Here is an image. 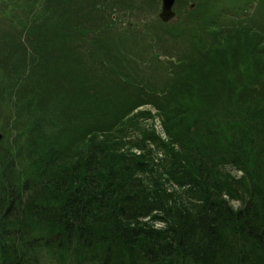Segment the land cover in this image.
Returning a JSON list of instances; mask_svg holds the SVG:
<instances>
[{
	"label": "trees",
	"instance_id": "16d2710c",
	"mask_svg": "<svg viewBox=\"0 0 264 264\" xmlns=\"http://www.w3.org/2000/svg\"><path fill=\"white\" fill-rule=\"evenodd\" d=\"M0 1V264H264V48L189 19L145 61L134 0Z\"/></svg>",
	"mask_w": 264,
	"mask_h": 264
},
{
	"label": "rangeland",
	"instance_id": "374dc122",
	"mask_svg": "<svg viewBox=\"0 0 264 264\" xmlns=\"http://www.w3.org/2000/svg\"><path fill=\"white\" fill-rule=\"evenodd\" d=\"M220 0H217V6H214V3L216 2L212 0H208V5L205 9H203L200 12V5L202 3V0H177V4L175 5L174 9L177 12V15L175 19L170 21L167 26H164L168 31L171 33H179L180 32V26L188 22V30H190L193 26L192 23H195V27L193 29L197 28V25L199 26H208L212 28V31L216 30L217 32L222 31L223 34L231 36L234 35L237 31L241 30L244 31V29H237L238 26L241 25L242 20H252L255 19L254 22H256V29L264 30V13L262 10L264 9V0L262 3V0H251V3H247V1H244V4L247 6L243 8L238 13L232 14L228 9L226 10L227 15L223 16H214L215 11L219 12L222 8V4L219 2ZM234 2L233 0H231ZM1 2V1H0ZM134 6L133 8H128L127 11L121 13L113 14L114 17V23H113V31L112 35L116 36L117 34L121 36L126 37H138L139 38V44H144L146 46V42H148L150 45H152V50H150L145 56L150 57L152 53L157 54V59L160 61L166 62L167 60H171L172 62L176 58H187L188 53H186V50L190 45H192L194 40L190 41L188 36V31L186 30L185 35L182 33L180 36H175L170 40V42L164 43L165 41L162 40L160 43H154L153 39L151 37H146L143 34H145V27L144 24L150 23L153 26H158V13L160 12L161 8V2L160 0H134L133 1ZM238 4V3H237ZM236 4V5H237ZM229 5H225L224 7L227 8ZM238 9H242V6L239 4L237 5ZM124 6H121V9H123ZM141 9V13L138 14L137 10ZM131 9H135L132 11H128ZM139 15V16H138ZM141 15V16H140ZM231 18V20H230ZM119 19V21H118ZM253 22V23H254ZM197 24V25H196ZM190 28V29H189ZM192 29V30H193ZM204 31L207 29L202 28ZM248 29V28H246ZM209 30V29H208ZM239 31V32H241ZM245 35V33L241 32ZM201 32H197V39L202 40L208 38L207 33L204 32L203 36H200ZM232 37V36H231ZM171 38V37H170ZM230 38V37H228ZM243 40V48L246 50H250L253 47L258 48H264V42L259 43L257 42L255 36L253 38L251 37H242ZM166 46L164 49H159L157 46ZM132 51L135 50L134 48L131 49ZM160 57V58H159ZM172 58H174L172 60ZM143 67H146L145 64H141ZM185 78V77H184ZM180 81H183V79H180ZM178 81V82H180ZM160 83V82H159ZM249 87H251V78L249 79ZM226 99V97H225ZM182 103V98L178 100V104ZM145 109H150L149 107H146ZM154 110L153 108H151ZM142 110V108L140 109ZM232 114L229 116H225L226 118H231ZM224 117V118H225ZM233 117V116H232ZM159 124V122H158ZM159 127V126H157ZM160 127V133H161ZM232 174L236 175L237 177H241L242 173L238 170L233 169ZM230 205L236 209L238 207V202H230ZM157 226H161V224H157Z\"/></svg>",
	"mask_w": 264,
	"mask_h": 264
},
{
	"label": "water",
	"instance_id": "95a60500",
	"mask_svg": "<svg viewBox=\"0 0 264 264\" xmlns=\"http://www.w3.org/2000/svg\"><path fill=\"white\" fill-rule=\"evenodd\" d=\"M174 0H161V12L159 14V18L167 22L171 18L174 17V12L172 11V6H173ZM1 134H0V139H1Z\"/></svg>",
	"mask_w": 264,
	"mask_h": 264
}]
</instances>
